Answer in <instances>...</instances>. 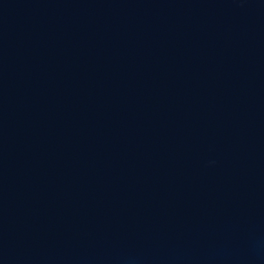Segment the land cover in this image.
<instances>
[{
  "label": "water",
  "instance_id": "obj_1",
  "mask_svg": "<svg viewBox=\"0 0 264 264\" xmlns=\"http://www.w3.org/2000/svg\"><path fill=\"white\" fill-rule=\"evenodd\" d=\"M0 264H264V0H0Z\"/></svg>",
  "mask_w": 264,
  "mask_h": 264
}]
</instances>
